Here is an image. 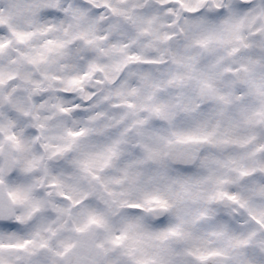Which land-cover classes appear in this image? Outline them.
Returning a JSON list of instances; mask_svg holds the SVG:
<instances>
[{
	"label": "clouds",
	"instance_id": "clouds-1",
	"mask_svg": "<svg viewBox=\"0 0 264 264\" xmlns=\"http://www.w3.org/2000/svg\"><path fill=\"white\" fill-rule=\"evenodd\" d=\"M0 264H264V0H0Z\"/></svg>",
	"mask_w": 264,
	"mask_h": 264
}]
</instances>
